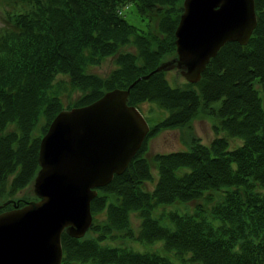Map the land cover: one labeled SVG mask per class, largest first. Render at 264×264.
<instances>
[{
  "label": "trees",
  "instance_id": "trees-1",
  "mask_svg": "<svg viewBox=\"0 0 264 264\" xmlns=\"http://www.w3.org/2000/svg\"><path fill=\"white\" fill-rule=\"evenodd\" d=\"M181 3L0 0L2 28L8 29L0 32V162L10 169L21 163L19 173L29 168L21 181L16 176L7 181L8 173L1 171L0 195L6 198L12 186H23L38 166L39 137L32 138L30 130L39 112L46 116L43 132L62 107L54 92L48 95L52 72L67 73L79 92L71 105L133 81L126 102L140 109L138 104L147 100L161 114L148 122L144 135L163 128L187 134L184 148L151 155L154 174L144 157L143 136L123 170L98 185L89 201L88 226H99L98 235L87 229L80 236L61 230L58 264H264V0H253L256 20L245 43L224 41L196 80L170 84L164 68H152L166 50L175 55L173 29ZM128 4L137 14L160 8L159 34L128 21L122 11ZM14 36L23 37L19 46L10 39ZM123 43L133 46L119 48ZM113 51L114 66L106 75L84 71L86 62ZM198 114L211 120L208 144L191 128ZM228 137L240 143L228 149ZM146 181L149 189L143 187ZM194 199L199 201L190 211L168 209L158 217L167 222H159L157 206ZM4 203L0 210L12 205ZM128 211L138 218L135 232ZM98 213L100 225L93 220ZM111 229L139 242L159 241L176 260L155 250L101 245L99 239L110 237Z\"/></svg>",
  "mask_w": 264,
  "mask_h": 264
},
{
  "label": "water",
  "instance_id": "water-1",
  "mask_svg": "<svg viewBox=\"0 0 264 264\" xmlns=\"http://www.w3.org/2000/svg\"><path fill=\"white\" fill-rule=\"evenodd\" d=\"M255 20L253 0H182L173 29L175 55L152 70L175 66L194 81L224 41L245 43ZM131 83L61 107L51 117L38 140L32 181L37 198L0 210V264H58L60 231L84 232L95 186L123 170L148 128L138 108L126 102Z\"/></svg>",
  "mask_w": 264,
  "mask_h": 264
},
{
  "label": "rangeland",
  "instance_id": "rangeland-1",
  "mask_svg": "<svg viewBox=\"0 0 264 264\" xmlns=\"http://www.w3.org/2000/svg\"><path fill=\"white\" fill-rule=\"evenodd\" d=\"M159 10L160 8H157L156 10H154L153 8H143L142 12H138L137 14L134 6L130 4L126 5V7L122 9L125 15V18L128 21L134 23L138 28H144V31L147 33L157 32L158 34H159V31L156 28L157 23H159V21L162 22V17H164V15L161 16V13L158 12ZM3 21L5 20L0 17V32L8 31L7 28H4V27L2 28V25L4 23ZM145 27H147V30L145 29ZM17 33H20V32H14V34H17ZM5 34H2V36H4ZM20 34H23V33H20ZM10 39L13 40L12 42L14 44L17 43V45L19 42L24 40L22 36H14V37H10ZM31 44H32V41H31ZM132 46H128L123 43V45L119 46V48L121 47L122 49H125V48L131 49ZM83 49L86 50V48H83ZM167 52L168 51L166 50L162 60L167 59L171 56H174V55H170L171 53H167ZM114 53L115 51H113L111 54H105L101 57H98L96 58V61L92 63L86 62L84 65V71L93 72L101 76L106 75L111 69V67L114 66V63H113ZM164 71H165L164 72L165 77L167 78L170 84H182L183 81L185 80L183 74L180 71V68L178 67L168 66L164 68ZM51 77L52 78H51V84L48 89V95L54 92L56 94L58 103H60L62 107H69V105H71V103L75 101V98L79 92L77 91L75 87H72V85L70 84L69 76L67 75V73L52 72ZM73 105H77V104H73ZM138 105L140 106L141 114L145 118L146 123L152 122L161 116L160 111H158V108L154 104L149 103L147 100H143ZM45 122H46V116L42 112H39L37 119L30 130V134L32 135V138L35 136L40 137L42 135V133L44 132V131L42 132V128ZM147 126H148V123H147ZM191 128L193 129L194 135L197 136L199 141L204 144H208L211 137H213V132L211 128V120L205 115L198 114L197 116L192 118ZM143 136H144L143 141L146 143L145 148H143L145 151L144 157L146 158L147 162H149L151 173L154 174L155 169L152 166V163L154 162L151 160V155L155 152H169L172 150L184 148L185 145L182 141L183 139L187 137V134L183 132L181 134L177 128H163L155 134L151 133V134H146ZM227 141H228V145H227L228 149L236 147L240 143V140L235 137H228ZM7 166L8 165H4L2 163L0 165V173L1 171L2 173L3 172L8 173L6 175L8 177V178L6 177L7 181H9L12 177H15V176H16L15 178H19L21 181V178L25 175L26 171L29 169L27 168L25 172L19 173V168L21 167V163L13 164L14 168H11V169L6 168ZM37 167L33 169L32 171L33 173L31 174L30 178L26 181V183L23 186L17 189L12 186L10 188L11 193L6 198L4 197L6 194L0 195V205L1 206L5 204L4 202H6L7 200H10L12 203L10 207L12 206L15 207V206H20L22 204H25L26 201L30 199L35 200L37 198V194L34 192L33 187H32L33 176L36 172ZM150 183L151 182L149 181L144 182L143 187L146 189H149ZM8 184L9 182L5 183L4 185L6 189L8 188ZM92 197L93 195L90 197L89 201L91 200ZM196 201H199V200L194 199V200H188L185 202L175 201L173 203L165 204L163 206L161 205L157 206L155 208V212L159 213L157 215V218L159 217L160 214H164V212L167 211L168 209H176L178 211H190L192 205ZM89 210H90V206H89ZM158 219L160 220L159 222L161 223L167 222L165 218H158ZM91 220H92V217H90L89 224L91 223ZM93 220L96 221L95 223L97 225H100L102 223L101 221H103L101 217V213L96 214ZM127 220H128V225L135 232L138 226V218L136 214L133 211H128ZM98 227H97V230L95 228L94 229L90 228L89 226H87L86 229L88 230V233L91 234V236H94V235H98L97 233V231L99 230ZM110 235L111 236L107 238L104 235L103 239H99L100 244L104 246L120 245L122 247H127L131 249L155 250L159 253H165L172 260L174 259L176 260V258L171 252H165L162 249L161 243L159 241H154L152 243L139 242L136 239L131 238L130 235L122 234L120 229H118L117 232L114 229H111ZM191 264H196V263H191Z\"/></svg>",
  "mask_w": 264,
  "mask_h": 264
},
{
  "label": "bare ground",
  "instance_id": "bare-ground-1",
  "mask_svg": "<svg viewBox=\"0 0 264 264\" xmlns=\"http://www.w3.org/2000/svg\"><path fill=\"white\" fill-rule=\"evenodd\" d=\"M138 110H140V109L138 108Z\"/></svg>",
  "mask_w": 264,
  "mask_h": 264
}]
</instances>
